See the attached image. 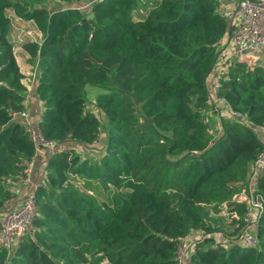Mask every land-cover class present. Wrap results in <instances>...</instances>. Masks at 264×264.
Listing matches in <instances>:
<instances>
[{
	"label": "trees",
	"instance_id": "trees-1",
	"mask_svg": "<svg viewBox=\"0 0 264 264\" xmlns=\"http://www.w3.org/2000/svg\"><path fill=\"white\" fill-rule=\"evenodd\" d=\"M10 10L42 33L20 47L37 64L33 121L58 150L36 220L11 252L0 246V264H177L178 242L199 230L240 236L247 205L233 197L264 151V64L229 67L217 90L257 132L211 135L207 76L229 30L217 0H0V215L37 153L19 117L30 110ZM89 85L102 90L92 111ZM78 177L112 189L110 201L75 187ZM254 197L264 204V173ZM222 203L238 219L220 216ZM253 232L255 247L203 240L191 264H264V210Z\"/></svg>",
	"mask_w": 264,
	"mask_h": 264
},
{
	"label": "built area",
	"instance_id": "built-area-1",
	"mask_svg": "<svg viewBox=\"0 0 264 264\" xmlns=\"http://www.w3.org/2000/svg\"><path fill=\"white\" fill-rule=\"evenodd\" d=\"M151 1L141 0L143 4L151 3ZM217 1L223 15L229 21V30L225 39L219 44V57L207 76L212 110L205 116L204 122L206 125H211L210 132L214 137L223 133L229 125L236 124L245 125L257 132L248 124L244 114L234 111L224 98L218 96L217 90L219 81L229 67L237 63L252 67L264 64V0ZM235 1L236 6L234 8L229 7V2L234 3ZM34 28V31H28L26 34L30 41H40L42 33L36 26ZM26 88L25 101L28 103L30 87L26 85ZM19 117L26 126L31 141L37 147V152L44 150L48 158L58 150L55 142L43 138L38 129V122L33 121L29 111L21 113ZM35 159L36 156L33 160L25 163L23 174L19 178L20 185L25 188L21 202L9 207L0 215V246L9 252L31 227L38 215L35 192L39 186H43V178H34ZM263 173L264 151L254 161L245 188L233 197L234 203L247 205L244 218L248 221V225L240 236L229 239L220 233H205L199 230L178 242L177 264H191L197 245L207 238L213 241L215 249L223 242L229 245V243L236 241L247 247L256 246L257 241L253 231L264 210V204L254 197V190ZM221 210L220 216L223 218L238 219L236 212H230L226 203L221 204Z\"/></svg>",
	"mask_w": 264,
	"mask_h": 264
},
{
	"label": "crops",
	"instance_id": "crops-1",
	"mask_svg": "<svg viewBox=\"0 0 264 264\" xmlns=\"http://www.w3.org/2000/svg\"><path fill=\"white\" fill-rule=\"evenodd\" d=\"M229 7H235L236 6V1L234 3L229 2ZM11 12L9 13V15L12 18V28H13V22H22L24 24H33L32 22H28V21H23L19 18H17L12 10H10ZM33 26H35L33 24ZM13 30V29H12ZM19 33V31L17 32ZM13 34V32H12ZM20 34V33H19ZM16 56H17V61L18 64L20 66V69L22 71V73L25 76V84L30 87V94H29V100L27 105L29 106V110L31 113V116L33 118H35V120H39L38 119V115L40 114V106L38 105V103L36 102L35 99V95H34V89L36 87V83H37V79H38V72H37V64H36V60L32 59L31 56L21 47H17L16 48ZM32 62V63H31ZM260 139L262 140L263 144H264V130L261 131L260 133ZM47 160V154L44 150H39V152H37L36 155V167H35V175L34 178L38 179L39 177H43L44 173L43 171V167L45 164V161ZM25 192V188L23 186H21L20 184L16 185V197L9 201L7 203V208L14 206V205H18L21 200H22V196Z\"/></svg>",
	"mask_w": 264,
	"mask_h": 264
},
{
	"label": "rangeland",
	"instance_id": "rangeland-1",
	"mask_svg": "<svg viewBox=\"0 0 264 264\" xmlns=\"http://www.w3.org/2000/svg\"><path fill=\"white\" fill-rule=\"evenodd\" d=\"M85 3L86 2H84L83 6H86ZM48 6H49V8L61 7V5L56 1H53ZM10 12L11 11H9V13ZM12 29H13L12 30V32H13L12 39L19 43L18 44L19 47L21 44L30 41L29 36L26 33L28 31H34L35 30L33 24H31V23L30 24H24L22 22H18V23L13 22V28ZM18 31L20 34L17 33ZM263 56H264V53H263ZM101 92H102V90L99 88L93 87L91 85L86 86V95H87L89 110H91V111L93 110V108H91V104H92L93 100L95 99V97ZM100 117L102 119V122L104 123L105 122V119H103L104 116L100 114ZM77 152L79 154H81V156L88 155L93 160L96 156H98L97 149H92L90 151H87L85 149L81 150L80 148H77ZM74 186L78 187L79 189L84 191L85 194H87L88 196L95 198L96 201H98L99 203H102L104 201H107V202L110 201V199L112 197V193H113L112 189L104 190V188H102L100 185L99 186L98 185H91L85 179H83L81 177H78L77 181L74 183Z\"/></svg>",
	"mask_w": 264,
	"mask_h": 264
},
{
	"label": "water",
	"instance_id": "water-1",
	"mask_svg": "<svg viewBox=\"0 0 264 264\" xmlns=\"http://www.w3.org/2000/svg\"><path fill=\"white\" fill-rule=\"evenodd\" d=\"M218 57H219V53H217V54L215 55V58H214L213 63H212V65H211V68H210V70H209V72H208V75L210 74V72L212 71L214 65L216 64V61H217Z\"/></svg>",
	"mask_w": 264,
	"mask_h": 264
}]
</instances>
